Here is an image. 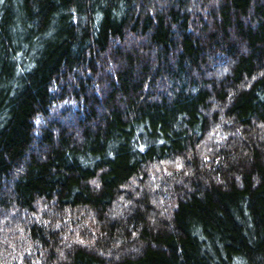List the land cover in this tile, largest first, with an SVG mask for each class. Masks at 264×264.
Listing matches in <instances>:
<instances>
[{"label":"trees","instance_id":"16d2710c","mask_svg":"<svg viewBox=\"0 0 264 264\" xmlns=\"http://www.w3.org/2000/svg\"><path fill=\"white\" fill-rule=\"evenodd\" d=\"M0 264H264V0H0Z\"/></svg>","mask_w":264,"mask_h":264}]
</instances>
